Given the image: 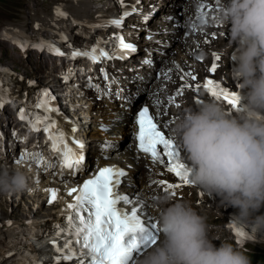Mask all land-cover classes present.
<instances>
[{"label": "bare ground", "instance_id": "6f19581e", "mask_svg": "<svg viewBox=\"0 0 264 264\" xmlns=\"http://www.w3.org/2000/svg\"><path fill=\"white\" fill-rule=\"evenodd\" d=\"M99 1L101 5L100 7H97V8H102L106 14L111 15L112 13L111 0H99ZM79 4L77 0H70V1H66L65 3L62 0H57V1H52V2L50 1L49 5L46 7L47 8L49 7L52 10L53 15L55 16V19H56L55 22H54L55 19L50 14L51 10H48L46 12L40 11L38 13L39 15L43 14L42 18L38 19L41 22L40 28H48L50 30L52 37L54 38L53 43H58V44L63 43L64 45H72L75 42L78 43L77 39H79L80 36L83 35V33H87V31L91 29V28H78L80 26L71 25L69 28H73V30L71 31V35H69L68 26H67L69 22L64 21L65 20L64 13H67V12H70L75 17L77 23L80 22L84 26H89L91 24V21H94L95 22L94 26L96 27V30L97 29L101 30L104 28L103 16L100 14V12L97 9L91 6L92 3L90 1L84 0V2H79ZM90 11L92 13L87 14ZM82 17H87L84 22L82 20ZM46 19L47 21H45ZM16 27H19L21 29L24 28L23 25H17V24H16ZM31 27H33V23L31 24ZM4 29H6L7 31L10 30V36H17L22 40L26 39V41H28L31 44L36 43V40L32 39L30 35L20 36L17 33L18 28H4ZM90 36H92V34ZM46 43H51V42L47 41ZM8 70L9 69L0 71V89L1 90L10 89V91H13L15 95L18 93H21V95L23 97H26L27 99L32 98L35 94L38 95L43 92L44 88L41 86L38 80H31L27 76L20 78L19 80H17L16 78L13 79V75ZM50 81L52 82L53 80L51 79ZM258 81L264 82V78L262 79L260 78L258 79ZM4 83L7 84L8 86L4 85ZM10 85H14V86L10 87ZM89 132H90V136H92L91 143L88 145V151H89L88 158H89L90 164L87 165V162H88V158H87V160L84 162L82 171H85L91 168L92 164L106 163V160L104 158H102L101 156H98V153H99L98 147H95L92 144V142L96 141V134L92 133L93 132L92 127H90ZM40 146L41 144L39 143L38 148H40ZM45 167L46 166H44V168ZM143 170L144 168L142 166L135 165V169L131 171L132 173L131 179H136L138 173H140L142 177L144 178L145 174ZM49 172L50 170L41 173L40 175L41 182H40L39 189L45 190L46 189L45 186L48 187L51 185H57L58 181L55 180L53 182L52 176L50 175ZM61 184H63V182H61ZM141 186L143 187V189H145L144 184H141ZM32 196H33V199L30 197V200H32L33 202L37 201V195L33 194ZM58 199L64 200V195L63 196L59 195ZM2 202L6 203L5 200H3ZM1 209L2 207L0 205V210ZM30 209H31L30 206H27V204L24 205L25 216L27 214L30 215ZM41 209L43 208L40 207L37 211H40ZM58 211H60V209ZM143 212H144V209H143ZM24 217H23V220L22 218H19L16 221L10 223V227L8 226L7 228H4L3 226H0V264H8L7 261L9 259H10L9 264H32L33 262H35L36 256L34 254L27 253L26 255H20L23 252V250H21L22 248L21 240L15 241V239H17L18 236L21 239L23 238L26 239L25 235H27L28 233L30 234V232L32 231L38 232L39 229L45 230L49 227V225H54L60 222L58 218H55V217L46 218L47 217L46 216L45 218H42V219L37 218V219L31 220L33 221V224H32L30 220H25ZM9 250H14L16 251V253L9 257L4 258V254L8 252ZM17 255H19L18 259H12L14 256H17Z\"/></svg>", "mask_w": 264, "mask_h": 264}, {"label": "rangeland", "instance_id": "374dc122", "mask_svg": "<svg viewBox=\"0 0 264 264\" xmlns=\"http://www.w3.org/2000/svg\"><path fill=\"white\" fill-rule=\"evenodd\" d=\"M50 1L51 0H0V31L3 29L2 25L5 23L11 25L17 24L25 26L26 21L29 19L28 12L31 10L32 5L34 9H37L38 12L39 10H42L46 6H48ZM11 49L15 48L9 46L6 41L0 39V57L7 59L6 56H10ZM47 58L48 57H43L41 55L39 56L38 54L32 52L28 58H25L21 55L17 58L14 57L10 59V63H16V67L19 72H25L24 74H27L28 76H37L38 78L42 80L44 79V81H46L47 79L51 78V76H53V73H55L59 68L58 66H55V59L51 57H49L48 59ZM1 113L2 111H0V129H4L6 127L3 125L4 120L1 116ZM8 114H10L9 110ZM21 209L22 207L20 206V209L17 212L18 216L19 214H21ZM51 213L52 210L49 212H44L43 210H40V212H38V218H43L45 215ZM261 248L264 250V244H261Z\"/></svg>", "mask_w": 264, "mask_h": 264}]
</instances>
